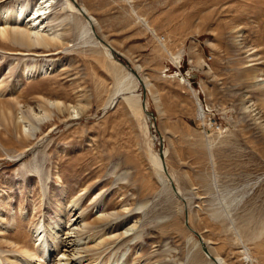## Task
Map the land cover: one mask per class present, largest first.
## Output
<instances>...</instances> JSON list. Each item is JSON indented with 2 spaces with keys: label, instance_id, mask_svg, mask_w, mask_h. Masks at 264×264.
I'll list each match as a JSON object with an SVG mask.
<instances>
[{
  "label": "rangeland",
  "instance_id": "obj_1",
  "mask_svg": "<svg viewBox=\"0 0 264 264\" xmlns=\"http://www.w3.org/2000/svg\"><path fill=\"white\" fill-rule=\"evenodd\" d=\"M71 7L138 73L153 125L141 85L124 93L127 68L80 36ZM49 11L48 51L0 39V258L13 261L16 238L37 249L40 233L81 264L125 251L129 264H212L187 219L223 264H264V0H52Z\"/></svg>",
  "mask_w": 264,
  "mask_h": 264
},
{
  "label": "bare ground",
  "instance_id": "obj_2",
  "mask_svg": "<svg viewBox=\"0 0 264 264\" xmlns=\"http://www.w3.org/2000/svg\"><path fill=\"white\" fill-rule=\"evenodd\" d=\"M14 2H15V8L12 14L8 15L6 11H3L2 13L0 12L1 13L0 14V24H2V28L0 29V39H2L3 41L11 40L13 43L19 45L20 47L26 48L28 50L26 52H29V51L34 52V50L36 49H39V50L45 49L46 51H48L47 49L50 47L51 42L53 41V38H50V35L52 34L50 33L51 28L46 26L45 24L48 23L47 18H48V14L50 13L49 10L52 8V0H36L33 6L22 5V0H14ZM71 8H72V11L77 15H82V16L84 14L86 15V12L84 8L82 7H76V8L71 7ZM88 18L89 20L87 21L84 20V23L81 26V32H80L81 37L84 35L87 37H92L91 34L93 30L91 29L90 26L93 24L94 20L90 18L89 16ZM93 36L95 38L94 32H93ZM104 46L106 47V45ZM105 47L102 46L103 48L102 50H104L108 58L113 59L111 55L109 54L110 53L109 50L107 49V47L106 48ZM18 55L19 56H29V57L33 56L32 54H21V53H19ZM48 56L49 54L44 55V56L34 55V58L35 57H38V58L48 57ZM30 72H32V69L26 68L24 70V73H25L24 76L27 77V74ZM124 72L125 73L123 75V80L128 82L127 87L124 89V93H126L125 92L126 90H128V92L131 93L133 92L132 90L137 87V83H136L137 79L133 77L130 74V72H128L127 70H125ZM120 91L122 92L123 90L117 91L118 93L117 95L120 94ZM114 96L116 95L114 94ZM114 96L111 98L112 100H115ZM124 98L126 99V102L130 107L135 106L136 108H139L140 99L138 98V95H129L128 97H124ZM56 105L57 106L54 105L55 108L60 106L59 104H56ZM196 105H197V113L200 115L202 113V106L199 102H197ZM63 107L65 108V106H62V108ZM140 107H141V104H140ZM68 109H70V107H68ZM64 110L67 111V107ZM65 111L64 113H66ZM74 113L75 115L78 116V113H76V111ZM163 155L165 156V152H163ZM153 160L157 168L161 169L162 165H161V161L158 155H156L153 158ZM175 193L178 194V192H175ZM37 230H36V233L38 232ZM55 236H58V235L56 234ZM35 240H36V243L40 242L37 249H35L34 247H31L30 245L21 243L18 238H16L13 242L10 241L12 244L9 243L6 246V248L10 250L11 256L9 257L13 261L9 262L6 257L2 259L0 258V264L2 263V261L5 264H35L36 261L40 263V260L42 258L45 259L46 256H48L47 260L49 259L48 262H50L51 264H81V258H85L83 255L82 257H80L79 254L75 253V251L77 252V250L73 249L70 243H68V246H67L65 243V240L63 241L61 239L55 238L53 239V242H50L48 244L47 241L44 239V236H41L40 233H38L35 236ZM103 244L104 243H102L101 240L98 243L95 242V244L92 245L91 249L98 250L99 248L103 247L102 246ZM209 256L210 254L208 253V255H206L205 258L211 261V258H209ZM216 259H217V262H219V264H223L222 259L218 257H216ZM110 264H129V259L126 256V251L121 256L120 259H117L113 263H110Z\"/></svg>",
  "mask_w": 264,
  "mask_h": 264
},
{
  "label": "water",
  "instance_id": "obj_3",
  "mask_svg": "<svg viewBox=\"0 0 264 264\" xmlns=\"http://www.w3.org/2000/svg\"><path fill=\"white\" fill-rule=\"evenodd\" d=\"M83 17L85 18L86 21L89 20V18H88L87 15L84 14ZM92 25H93V24H92ZM92 25H91L90 27H91V29L93 30V26H92ZM95 38H97L96 35H95ZM97 40H98L99 42H101L102 44L106 45L107 49H108L109 52H110L109 54L111 55V57L113 58V60H115L117 63H119V64H120L121 66H123L124 68H127V70H128V71H129V72H130V73H131V74L137 79L139 85H141V87H142V93H141V96H142L141 107H142L144 113L146 114L148 120H149V121L151 122V124L153 125V122H154V120H155V116H154L153 113L147 112V110H146V106H145V96H146V92H145V90H144V89H145V86L143 85V82H142L140 76L138 75V73H137L134 69H132V68L129 67L127 61L124 60V63L121 61V55H119L117 52H115L114 49H112L108 44H106V43H105L104 41H102L101 39H97ZM159 158H160L161 160H162V158H163V152H162L161 150H159ZM184 224H185V226L187 227V229H188L190 232H192L193 234H195V236H197V238H198V242L201 244V246H200V247H201V251H202L205 255H208L209 251H208V249H207L205 243L203 242L202 238L200 237V235L197 234L196 232H194L191 228H189V226H188V222H187V219H185ZM209 254H210V253H209ZM209 258H211V262H212L213 264H219V262H217V259H216L214 256L211 257V255H210Z\"/></svg>",
  "mask_w": 264,
  "mask_h": 264
}]
</instances>
